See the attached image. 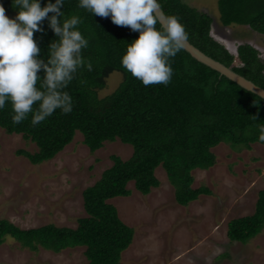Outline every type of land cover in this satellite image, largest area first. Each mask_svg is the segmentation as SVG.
<instances>
[{"label": "trees", "instance_id": "obj_1", "mask_svg": "<svg viewBox=\"0 0 264 264\" xmlns=\"http://www.w3.org/2000/svg\"><path fill=\"white\" fill-rule=\"evenodd\" d=\"M46 2L41 0V5ZM0 3L9 17L16 15L18 9L12 0ZM159 4L167 16L179 19L194 45L264 88V58L253 44L242 42L233 52L212 35L216 18L209 12L186 0H159ZM219 9L222 25L248 26L264 35V0H219ZM61 10L64 19L73 15L80 18L76 27L88 40L81 55L85 65L91 64V69L78 68L63 89L72 97V110L63 113L56 109L35 126L30 112L26 119L13 124L11 104L6 102L0 109V127L36 144L34 151H18L33 164L54 158L75 139L77 131L83 133L91 152L117 139L131 144L133 152L126 159L112 155L113 164L84 189L86 214L78 218L76 227L47 223L22 228L1 218L0 245L12 237L22 248L31 250L42 247L60 252L84 246L89 264H120L123 252L133 243L135 229L121 218L112 199L130 196V182L142 194L150 193L161 184L156 174L160 166L166 170L179 204L188 205L202 194H211L207 185L194 186V170L214 166V148L223 142L234 149L264 144L258 140L264 125V98L199 61L185 48L169 58L173 72L167 85L146 86L121 64L127 44L138 37V31L114 24L110 16L93 15L79 7L78 0H64ZM41 23L44 31L34 32V39L41 48L40 57L46 60L49 43L57 37L47 18ZM160 26L159 21L156 27ZM115 70L123 72L122 82L113 93L100 96L99 90ZM38 74L43 75V70ZM263 229L264 188L258 192L252 214L229 221L228 235L233 241L246 243Z\"/></svg>", "mask_w": 264, "mask_h": 264}, {"label": "rangeland", "instance_id": "obj_2", "mask_svg": "<svg viewBox=\"0 0 264 264\" xmlns=\"http://www.w3.org/2000/svg\"><path fill=\"white\" fill-rule=\"evenodd\" d=\"M186 1L216 18L211 33L231 51L249 42L264 58V35L248 26L222 25L219 0ZM123 78L122 71L110 73L100 96L113 93ZM20 149L34 151L36 144L0 127V219L7 218L22 228L47 223L76 227L78 218L86 214L84 189L113 164L112 155L126 159L133 152L132 145L120 139L106 141L91 152L81 131L43 163L33 164L18 153ZM214 152V166L194 170V186L207 185L212 193L202 194L188 205L176 201L162 166L156 170L161 184L150 193L142 194L130 182V196L112 199L121 218L135 229L133 243L123 252L120 264H264V229L246 243L228 235L229 221L252 214L258 192L264 188V144L234 149L223 142ZM84 252V246L60 252L42 247L31 250L8 237L0 245V264H89Z\"/></svg>", "mask_w": 264, "mask_h": 264}, {"label": "clouds", "instance_id": "obj_3", "mask_svg": "<svg viewBox=\"0 0 264 264\" xmlns=\"http://www.w3.org/2000/svg\"><path fill=\"white\" fill-rule=\"evenodd\" d=\"M63 4L64 0H47L43 6L41 0H12L18 11L9 17L0 3V109L10 102L13 124L26 119L30 112L33 126L56 109L70 112L72 97L63 89L78 68L91 69L81 55L88 40L76 27L80 18L73 15L64 19ZM78 6L138 31V37L126 46L122 66L146 86L169 83L173 72L169 58L186 46L187 32L176 16H168L160 28L156 27L161 16L159 0H78ZM45 18L57 37L49 43L46 60L40 57L41 48L34 39V32L44 31L41 21ZM259 133V142H264V125Z\"/></svg>", "mask_w": 264, "mask_h": 264}, {"label": "water", "instance_id": "obj_4", "mask_svg": "<svg viewBox=\"0 0 264 264\" xmlns=\"http://www.w3.org/2000/svg\"><path fill=\"white\" fill-rule=\"evenodd\" d=\"M160 22L165 23L167 20V15L160 6ZM215 22V20H214ZM213 22V23H214ZM193 57L198 59L199 61L207 64L208 66L218 70L221 74L226 75L228 78L232 79L233 81L237 82L242 87L260 95L264 98V88L252 80L248 79L247 77L239 74L235 70H233L232 67L225 65L224 63L220 62L219 60L209 56L206 54L203 50H201L199 47L194 45L188 38L186 46L184 47Z\"/></svg>", "mask_w": 264, "mask_h": 264}, {"label": "flooded vegetation", "instance_id": "obj_5", "mask_svg": "<svg viewBox=\"0 0 264 264\" xmlns=\"http://www.w3.org/2000/svg\"><path fill=\"white\" fill-rule=\"evenodd\" d=\"M215 22H216V20H215ZM226 27H228V26H226Z\"/></svg>", "mask_w": 264, "mask_h": 264}, {"label": "bare ground", "instance_id": "obj_6", "mask_svg": "<svg viewBox=\"0 0 264 264\" xmlns=\"http://www.w3.org/2000/svg\"><path fill=\"white\" fill-rule=\"evenodd\" d=\"M254 261V260H253Z\"/></svg>", "mask_w": 264, "mask_h": 264}]
</instances>
